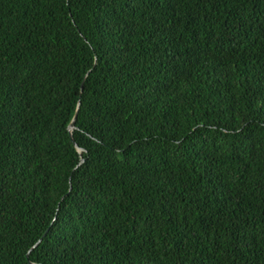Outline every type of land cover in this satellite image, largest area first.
Instances as JSON below:
<instances>
[{"label":"trees","instance_id":"1","mask_svg":"<svg viewBox=\"0 0 264 264\" xmlns=\"http://www.w3.org/2000/svg\"><path fill=\"white\" fill-rule=\"evenodd\" d=\"M30 262L264 264V0H0V264Z\"/></svg>","mask_w":264,"mask_h":264},{"label":"water","instance_id":"2","mask_svg":"<svg viewBox=\"0 0 264 264\" xmlns=\"http://www.w3.org/2000/svg\"><path fill=\"white\" fill-rule=\"evenodd\" d=\"M75 116H76V115H75ZM74 120H75V117L73 118V120H72V121L70 122V124L68 125V129H69V133H70V138H71L72 142L75 144V142H74V140H73V137H72V130L75 128ZM75 146H76V148H77L78 150H81L76 144H75ZM44 235H45V233H44ZM40 240H41V239H39V240L37 241V243H36L34 246H36V245L40 242ZM28 255H29V253H27V257H28ZM30 264H35V263L30 262Z\"/></svg>","mask_w":264,"mask_h":264}]
</instances>
